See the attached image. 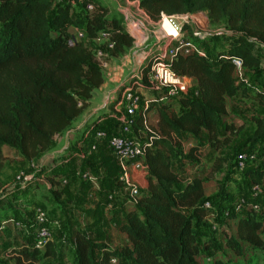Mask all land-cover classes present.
Masks as SVG:
<instances>
[{"label": "trees", "instance_id": "16d2710c", "mask_svg": "<svg viewBox=\"0 0 264 264\" xmlns=\"http://www.w3.org/2000/svg\"><path fill=\"white\" fill-rule=\"evenodd\" d=\"M71 1L55 4L54 0H0V173L5 165L3 147L16 151L20 159L36 158L82 115L93 89L103 85L104 77L89 42L94 43L106 32L114 42V55L134 46V38L126 31L119 13L112 11L109 15L103 3L83 0L79 15L73 17ZM88 3L93 5L92 12L86 11ZM139 7L155 22L162 14L205 13L208 24L223 25V32L203 37L191 34L192 41L198 47L216 42L223 46L214 49V60L190 53L173 61L177 72L194 78L197 96L182 97L180 113H167L165 107L158 110L152 128L157 135H149L151 146L145 156L146 188L136 208L125 214L119 226L128 243L111 248L93 243L77 230L73 238L74 264H193L200 251L195 225L206 218L204 204L208 199L201 178L182 176L173 170V163H198L203 131L213 150L230 143V137L241 126L223 122L228 100L253 95L264 107V79L251 92L245 87L247 77L234 78L232 64V59H239L242 72L247 74L260 70L261 54L255 49L264 52V0H140ZM180 26L182 30L190 28L185 21ZM71 27L83 29L88 43L75 40L69 32ZM149 65L147 60L145 71ZM138 84L152 87L145 79ZM119 95L118 90L112 108ZM253 119L255 130L248 140L250 145L264 140V120ZM143 121L139 116L134 125L136 132H146ZM220 129L227 135L221 137ZM190 141L193 143L184 154L183 144ZM259 157H264V149ZM228 161L217 157L212 169L220 172ZM245 175L252 185L262 186L264 171L258 166L248 168ZM53 192L60 198L62 190ZM229 219L235 222V233L225 239L229 249L236 255H241L242 244L264 249L260 234L263 221L255 211L231 213ZM30 246L24 244L12 252L13 264H37L58 257L59 250L52 242H47L42 251L34 248L32 241ZM93 252L99 253L96 259Z\"/></svg>", "mask_w": 264, "mask_h": 264}, {"label": "rangeland", "instance_id": "374dc122", "mask_svg": "<svg viewBox=\"0 0 264 264\" xmlns=\"http://www.w3.org/2000/svg\"><path fill=\"white\" fill-rule=\"evenodd\" d=\"M74 1L77 4L74 3L71 15L77 17L80 12L79 4H81L83 0ZM94 2L98 4L103 3L108 9L107 11L110 12L109 15L113 13L112 11H115V6L118 2L130 8L136 15L140 12L150 24L148 28L152 31H158L160 28L169 31L173 28L170 24L179 25L183 20L180 18V15H174L173 19H171L172 22H170V18L163 15L160 21L155 22L151 20L142 9L133 7L132 4H128L126 0H118V2H114V0H94ZM168 22H170V24ZM70 31L74 33L72 27ZM192 31L210 34L215 32L220 33L223 32V25L210 26L206 17V23L201 26V29L198 30L196 27H193L190 33ZM76 39L79 40L78 37ZM138 39L139 38H137V40ZM82 41L86 44L88 43L87 39ZM88 44L93 46L95 52L99 50L106 52L105 42H89ZM205 44L201 45L202 50L208 58L214 60V49L216 47H222L223 44L220 42H216L211 46ZM138 52L139 51L135 48L128 49L126 52L118 55H114L113 52H107V54L109 53L107 58L109 60H106V62L109 67H98L104 77V85L98 89H93L92 97L88 100L86 108L83 110L84 115L82 116H85L87 120L89 119L88 123L105 113V110L110 107L109 105L112 101L117 98L119 85L121 83H129V81L124 83L122 80L127 79L128 76L131 75V72L135 73L139 69L137 67L138 63H134V60L137 58L136 56H138ZM255 52L261 54L262 63L260 70L249 74L242 71L240 74L235 72V79L242 80L247 77L245 87L251 92L258 89L261 79H264V52L258 48L255 49ZM96 62L100 64L98 60H96ZM122 65L126 68L121 78L114 82L108 81V79L115 74L116 69ZM108 72H110L111 75L107 76ZM195 92L196 88H193L189 97L195 98ZM98 107L101 109L93 111L98 109ZM176 109L179 113L183 110L179 102L175 103V108L173 110ZM138 113H141L140 109ZM151 113L153 115L155 114L154 111H151ZM153 115L148 118L150 122L149 125L152 128L155 120V116ZM228 115L231 117L230 120L239 124L241 123V130L231 139L229 145L218 151V156L215 155L217 151L208 146L206 143L207 138L204 135L205 133H202L199 140L201 152L198 163H183L184 160L181 163H173V170L181 172L182 176L191 177L196 175L201 178L205 197L208 199L209 203V206L206 208L208 219H205L201 224L195 225V235L200 251L198 256L195 257L193 264H264V249H256L247 244H242L241 255H236L225 245L226 235L235 233V222L229 219V215L234 212L243 214L247 205L250 202H256V200L260 205L257 216L263 221L260 234L264 240V179L262 181V193L252 197V184L245 175V171L254 166H258L264 171V157H259L264 149V140L258 141L254 145L248 143V140L255 130L253 118L264 120V107L254 100L253 95L242 104H239L237 99H232L228 104ZM78 121L79 120H76L71 127H74L75 123ZM133 132L137 136L139 135V137H144L145 135V132H136L135 130H133ZM2 153L4 155L5 165L0 173V228L3 226L5 229H0V261L4 264H13L12 256L14 254H12V252L14 250L20 249L24 244L31 247L30 244L31 241H33L32 235H27V232V234L24 233V228L22 231H18V228L13 227L15 221L24 220L21 218L23 212L27 213L30 211V216H32L33 209L39 207L48 215L49 224L52 229V241L51 239L50 241L58 248L59 254L57 258H47L37 264H74L72 233L73 229L79 226V223L74 222V225H72L67 222V218L68 214L74 210L73 208L76 206V202L73 201L69 195L63 197L61 194L60 198L57 197L53 191L60 190L58 189V184L61 185V182L52 181L54 183L53 187L51 179H48L52 178L56 180L58 177V170L55 168L58 157L56 156L52 163L42 165V163L37 164L35 158L32 160L20 159L16 151L8 147H3ZM241 153H248L256 156V162L247 163L245 168L239 169L237 161ZM216 157L229 160L220 172L212 169L213 160ZM53 163L54 165H52ZM20 174H23L22 178L18 179ZM61 177L71 182V179L67 176H60L58 178L61 179ZM75 180L79 186L83 184L80 180H77V178ZM220 185H222V191L219 190ZM84 189H86V187L82 188L83 191ZM103 191H110V189L103 187ZM102 196L105 199L104 194H94L90 202L94 201L97 205ZM117 199L118 196L116 200ZM96 215L100 223H104L108 220L111 222L114 218L112 217V212H108L104 210V208H100V210L97 208ZM213 226L216 228L213 229ZM115 230L114 225L113 231L116 232ZM96 241L97 243H103L99 239ZM108 242L107 240L106 245H108ZM118 243L120 242L118 241ZM113 244L114 243H111V245ZM98 255V252H93L94 259H96Z\"/></svg>", "mask_w": 264, "mask_h": 264}, {"label": "built area", "instance_id": "2783aa9c", "mask_svg": "<svg viewBox=\"0 0 264 264\" xmlns=\"http://www.w3.org/2000/svg\"><path fill=\"white\" fill-rule=\"evenodd\" d=\"M65 1L67 0H54V3L61 4ZM114 2H118V0H114ZM126 2L130 5L132 4L133 7L138 8L140 0H126ZM74 3L75 1L72 0L71 4L74 5ZM85 8L88 12L93 11V5L91 3H88ZM115 11L123 17L126 31L134 38L133 49L137 48L146 38V34L140 24L132 19V16L138 18L148 27L150 24L145 17L143 20L141 16L134 14L130 8L123 6L119 2L115 6ZM163 15L164 14L161 15V19ZM166 17L170 18V22H172L171 19H173L174 16ZM206 17L205 13L180 15V18L183 19L181 22H188L190 28L189 30H182L180 23L179 25H173L168 22L176 30L175 35L166 32L163 28L159 29L162 34L161 41L153 48L150 56L144 58L139 69L131 76V79L135 80L137 84L131 85L127 83V85L121 90L118 102L114 106V110L117 114V131L95 128L88 136L87 142L89 153H95L100 147H104L118 160L120 164L118 182L122 185L123 191L121 194L125 197L126 205L136 206L138 204L143 191L142 188H144L140 181L146 180L145 178L147 174L145 156L147 147L151 146L149 135H157L149 125V119L147 116L148 111L151 109H148L149 106L152 105L153 107L159 105L160 108H163L165 107V104H170L174 99L179 100L182 97H189L191 90L196 88L194 78L180 74L173 68L172 64L173 61L181 55L197 53L206 56L202 48L198 47L192 41L191 34L193 36L203 37L210 33H200L198 31H192L190 33V31L193 30V27L200 30L201 26L206 23ZM72 30L74 33L70 34L75 40H78L76 39L77 37L79 38L78 41L87 39L84 30L74 27H72ZM217 33L219 32L211 34ZM137 38L139 39L137 40ZM101 41L106 44V52L100 50L98 52L94 51L95 60L100 62V64H97L99 68H107L109 66L106 60H109L107 59L109 53L113 52L114 42L106 32H102L98 38L93 40V42ZM107 52L109 53L107 54ZM147 60H149L150 65L147 71H145L143 66ZM232 64L235 72L240 74L242 71L241 61L239 59H232ZM125 68L124 65L118 67L115 74L112 75L108 81L114 82L121 78ZM109 75H111L110 72L107 73V76ZM143 79L149 81L152 84V87L144 88L139 85L138 82H141ZM195 95L197 96V90ZM139 109L141 111L140 114L138 113ZM139 116L144 120L142 124L143 130L146 131L144 137H139V135L137 136L133 132L134 125L137 123ZM256 160L257 157L252 154L241 153L238 156V167L239 169H243L246 167L247 163H254ZM22 175L23 174H20L18 179L22 178ZM74 176L86 185V200H90L94 194H104L106 200V203H104V210L111 212L116 209L115 200L118 195L116 191H103L97 177L90 172L78 169L74 172ZM60 182L61 185H64L67 181L66 179H61ZM261 193V185H252V197L260 195ZM208 206L209 203L206 202L204 207L207 208ZM259 207L260 205L257 200L256 202H250L247 205L245 212L255 211L257 213ZM207 216L208 215H206V217ZM49 223L47 213L43 209L36 207L33 209L32 218L29 221H15L14 228L20 230H23L24 228L25 231L30 232L33 240L32 246L38 250H43L46 243L50 242L52 235V229ZM215 228L216 227L213 226V229Z\"/></svg>", "mask_w": 264, "mask_h": 264}, {"label": "crops", "instance_id": "0c3cea01", "mask_svg": "<svg viewBox=\"0 0 264 264\" xmlns=\"http://www.w3.org/2000/svg\"><path fill=\"white\" fill-rule=\"evenodd\" d=\"M70 29L69 32L71 33L72 31H70ZM234 78H235V73H234ZM244 81L246 84L247 80L245 79ZM195 86H196V81H195ZM233 99H237L239 101V104H242L245 103V100H247L248 98L244 99L241 98L240 96H236ZM231 100H228L227 102V116H226V120H223V122H227L229 124H233L235 127H238L241 126V123L239 124L237 122L230 120L231 117L230 115H228V104ZM177 102H179L180 104V99L179 100L174 99L170 104L168 105L165 104L164 105L165 112L168 113L169 111H173L175 113H179L177 112V109L173 110L175 108V103ZM100 107H98V109H95L93 111L100 110L101 109ZM114 109H115L114 106L113 109L110 106L105 110V113H103L102 116L94 119L90 123H88L89 119L87 120L85 116H82L84 115L82 112V115L77 119L79 121L75 123L74 127H71L72 126L71 125L63 133L56 135L53 139L52 146H50L47 150L39 154V156H37L35 160L37 161V164L42 163V165H47L49 163H52L53 159H55V157L57 156L58 160H56V165H55V168H57L58 170L57 176L58 177L67 176L69 179H71V182H68V180L66 179L67 185L65 184L63 186L58 184V189L62 190L63 197H67L69 195L71 196V199H73V201L76 202V206H74L73 208L74 210H72V212L68 214V218H67V222L72 225H74L73 224L74 222L79 223V226L76 229H73L72 238H74V233L77 230H81L93 243H97L96 240L99 239L104 244H107V240H108L109 241L108 246L111 245V243H114L110 247L118 249L122 245L128 243L126 235L119 230V226L122 224L125 214L128 211L136 208V206L126 205L125 197H123V195L121 194L123 190L121 183L118 182V177L120 175V164L118 160L109 150L105 149L104 147H100L99 150L95 153H89L88 142H87L89 134L95 128L117 131V124H116L117 114ZM158 109H160L159 105L153 106L147 113V116L149 118L150 116L153 115L151 111L155 112V114L153 115L155 116L153 126H155L157 122ZM240 130L241 127L238 130V132ZM202 133H205L204 135L207 137V133L205 131H203ZM225 135H227V132H224L223 129H220V136L222 137ZM235 135H233L230 138L232 139ZM192 143L193 141L187 144H183L182 149L184 154H186ZM220 150H216L217 152L215 153V155L218 156L219 155L218 151ZM200 152L201 150L199 151V154ZM52 165H54V163ZM80 168L82 171L90 172L94 176H96L102 188L106 187L107 189L116 191V193L118 194L117 195L118 199L115 200L116 209L111 211L112 217H114L111 222L108 220L105 221L104 223H100L96 215L97 208L100 210V208H104L105 206L104 203H106V200L103 198V196L102 198H100V201L96 205L94 201L90 202L91 198L90 200H86L85 197L86 189H84V191L82 190L83 187H86L85 184L82 182L83 184L79 186L76 183L75 180L76 177L74 176V172L75 170H78ZM58 177L56 178V180H53L52 178H48L51 179V183L53 187H54V183L52 181L59 182L61 179H64L63 177H61V179ZM140 183L141 185L144 186L143 190H145L147 185L146 180H141ZM21 218L29 221L32 218V216H30V211L27 213L23 212ZM205 219H208V216ZM114 225L116 232L113 231ZM0 229L3 230L5 228L1 226ZM18 231H22V230L18 229ZM23 232L26 233L27 231L23 230ZM27 233H26L27 235L29 234L31 235L30 232ZM118 241L120 243H118Z\"/></svg>", "mask_w": 264, "mask_h": 264}, {"label": "water", "instance_id": "95a60500", "mask_svg": "<svg viewBox=\"0 0 264 264\" xmlns=\"http://www.w3.org/2000/svg\"><path fill=\"white\" fill-rule=\"evenodd\" d=\"M132 19H134L135 21H137L140 26L142 27L143 31L146 34V38L142 41V43L135 48L136 50H138V56H136L137 58L134 60V63H138L137 67H140L141 62L144 60V58L150 56L153 48L161 41V32L158 31H152L148 28L147 25H145L142 21H140L138 18L132 16ZM133 71V70H132ZM134 74V72H131V75L128 76L127 79H123L122 81L124 83H126V81H132L131 76ZM127 84H123L121 83L118 87V90L121 91Z\"/></svg>", "mask_w": 264, "mask_h": 264}, {"label": "bare ground", "instance_id": "6f19581e", "mask_svg": "<svg viewBox=\"0 0 264 264\" xmlns=\"http://www.w3.org/2000/svg\"><path fill=\"white\" fill-rule=\"evenodd\" d=\"M137 15L141 16V18L144 20V17H143V15L140 12ZM175 31L176 30L174 28H171L169 31H166V32H170L172 35H175L176 34Z\"/></svg>", "mask_w": 264, "mask_h": 264}]
</instances>
